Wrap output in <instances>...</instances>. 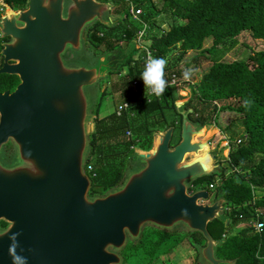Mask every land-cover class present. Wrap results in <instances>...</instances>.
Instances as JSON below:
<instances>
[{"label":"water","instance_id":"1","mask_svg":"<svg viewBox=\"0 0 264 264\" xmlns=\"http://www.w3.org/2000/svg\"><path fill=\"white\" fill-rule=\"evenodd\" d=\"M26 1V8L8 7L0 16V36L10 38L1 45L0 73L20 80L13 93L0 94V140L16 147L10 165H0V213L7 205L20 208L19 226L15 217L0 231V264H124L121 252L145 227L197 233L205 240L197 247L199 264H236L217 256L224 238L207 229L216 220L230 224L222 191L212 203L205 188L190 193L196 180L220 177L223 168L215 155L201 154L209 142L195 138L206 126L190 119L186 103L174 107L181 119L175 145L174 126L155 133L149 152L131 156L120 184L89 195L96 86L109 70L98 66L102 58L90 59L86 33L96 24L113 28L115 4Z\"/></svg>","mask_w":264,"mask_h":264},{"label":"trees","instance_id":"2","mask_svg":"<svg viewBox=\"0 0 264 264\" xmlns=\"http://www.w3.org/2000/svg\"><path fill=\"white\" fill-rule=\"evenodd\" d=\"M100 1L114 2V13L122 18L120 23L124 28L118 37H114L111 32L116 28L96 24L88 29L86 40L96 52L118 51L121 57L128 51L127 58L122 62L128 66L127 72L122 75L121 68L118 69L115 74L121 75V79L110 83V92L119 94L121 104H126L127 108L119 115L117 109L102 117L97 115L93 123L86 164L92 166V171L88 172L85 168L92 181L90 196L103 195L120 184L128 159L136 148L150 150L154 133L174 126L172 143H176L181 126L175 104L172 102L168 106L162 101V96H149L140 79L144 51L135 42L140 25L138 22L136 25L130 23L128 1L135 8L145 9L148 0ZM3 3L13 10L27 5L26 0H3ZM161 13L169 21L166 31L161 30L162 23L150 19L148 13L140 17L149 24L144 37L145 47L154 58L164 57L167 60L164 69L166 89H170L173 76L180 88L193 87L186 108L192 109L190 119L199 124L217 125L219 115L226 111L239 115L238 124L231 123L224 129L229 141L227 163L233 171L229 176L223 171L216 187L227 200L225 216L230 224L225 228L222 222L216 220L207 228L214 239L224 237L217 256L236 260V264H264V50L230 63L213 60L195 85L190 79H183L182 73L191 65L199 67L201 61L206 60L204 53L193 57L185 66L180 65L188 51L215 54L218 48H232L241 34L264 41V0H162ZM209 38L212 39V46L204 50V42ZM134 55L138 57L134 59ZM106 94L105 90H101L100 98ZM245 100L251 101V104L245 106ZM204 179L207 185L215 186V177L198 179L192 185L196 187ZM210 192L214 194V191ZM255 192L262 193V196L256 198ZM249 220L262 222V231L256 233L252 227L237 233L228 232L231 227ZM222 232H225L224 236ZM194 234L197 233H168L145 227L140 240L137 243L128 241L121 252L124 264L138 254L143 258L153 256L159 245L169 250L185 236L191 235L189 241L195 245L192 240Z\"/></svg>","mask_w":264,"mask_h":264},{"label":"rangeland","instance_id":"3","mask_svg":"<svg viewBox=\"0 0 264 264\" xmlns=\"http://www.w3.org/2000/svg\"><path fill=\"white\" fill-rule=\"evenodd\" d=\"M121 1V0H120ZM116 8V7H114ZM162 8V0H148L147 2V8H143V13H148L150 16V19H155L162 23L161 30L166 31L169 27V21L166 19V17L161 13ZM8 10V7L6 6V10L2 12V14H5ZM114 16V15H112ZM120 21L121 17H112V20L115 21L117 24L114 26L116 28L111 34L114 37H118L122 29L124 28L122 24H118V20ZM130 23H135L133 21L132 17H130ZM128 25V23H127ZM126 25V26H127ZM101 28V27H100ZM103 30V28H101ZM104 32H109L107 30H103ZM134 44L131 43V46ZM135 46V45H134ZM212 46V39L209 38L204 42L203 49L208 50ZM89 51L92 52L93 57H97L98 52L94 51L92 47L88 46ZM264 50V41L262 40H255L252 39L248 34H241L239 37H237L235 44L232 48H218L216 49V53H205L201 51H188L183 60L181 61L180 65L181 67L185 66L186 63H189L193 57L196 56H202L201 53H204L203 56L206 57V60H202L200 63V66L195 68L194 66H190L189 68L193 69L190 82L192 84H197L200 80V77L202 73L209 68L211 65V62L213 60H219L221 62L230 63L234 60H243L248 55H254L260 51ZM128 51L123 53V56H121V61L123 62L127 58ZM138 55H134L133 58H137ZM89 59V61H90ZM202 59V57H200ZM88 61V62H89ZM128 70V66H124L122 68V75H124ZM121 79V75L117 74H109L107 81H100L96 86V92H97V99L100 101V87H98L101 83H103V89L106 91V95L101 99L100 105L98 107L97 115L99 117L105 116L109 113H111L113 110L117 109L119 104H121L119 94L111 93V86L110 83L118 82V80ZM193 87H185L180 88V86L177 84L175 86L170 87L169 90L166 89L165 93L162 95V101L166 103V105L170 106L173 102L175 105L177 104H184L187 102L189 97L191 96V91ZM178 116V115H177ZM239 115H237L234 112H223L219 115V118L217 120V125L212 126H206V129L202 135L196 136V141H208V146L201 152V154L210 152L212 155H215V162L214 163H220L223 171L226 173V176L231 175L233 169L229 166L227 163L228 160V154H229V141L228 136L226 135L224 129L230 126L231 123H237ZM155 133L153 135V141H152V147L155 143ZM172 143V142H171ZM174 144V143H172ZM151 147V148H152ZM150 148V150H151ZM143 151L138 148L135 149L136 152H149ZM131 157L128 159L125 170L128 168V164L130 163ZM192 159V156H189L186 161H189ZM124 170V171H125ZM215 186L211 190L214 191V195L210 197V201L216 197V194L219 192L217 190L218 186V177L215 176ZM207 187V184H205V188ZM216 189V192H215ZM216 193V194H215ZM262 196V193L255 192V197L260 198ZM260 213V211H259ZM254 227V221L249 220L244 223L237 224L235 227H231L229 229V233H237L243 228H252ZM186 233L184 230L177 229L173 232L169 233ZM188 234V233H186ZM222 235H225V232H222ZM191 235L185 236L182 238L183 240H180L178 244H176L171 249L167 250L162 245H159L157 247V250L155 254L151 257L147 256L143 258L140 254L132 256L127 263L125 264H199L198 262V251L197 247L202 246L205 244V240L198 234H194L192 240L195 241V245H192L189 241ZM149 261V262H148ZM148 262V263H147Z\"/></svg>","mask_w":264,"mask_h":264},{"label":"flooded vegetation","instance_id":"4","mask_svg":"<svg viewBox=\"0 0 264 264\" xmlns=\"http://www.w3.org/2000/svg\"><path fill=\"white\" fill-rule=\"evenodd\" d=\"M106 2H108V1H106ZM26 7H27V5H26ZM114 10H115V8L111 11V16L114 15L112 17L118 18L119 16H117L114 13ZM120 22H121V20L120 21L118 20V24H121ZM115 24H117V23L115 22ZM9 41H10V38L0 36V51H1V45L4 43H7ZM71 57H72V55L68 54L67 58L71 59ZM97 57L102 58V59H99L98 66H100V65L107 66L108 70H109V74H115L117 72V70L120 68L122 71V68L125 66V65H123V63L121 61L120 53L118 51L98 52ZM82 59L88 61V58H82ZM12 63H13L12 61H9L7 63V65H11ZM3 65H4V58L0 54V69L3 67ZM19 83H20V80L17 76L10 75L7 73H0V94H2V93H8V94L13 93L15 91L16 87L19 85ZM98 87L101 88L99 91L104 90L103 89L104 88L103 83H101ZM176 143H174L173 145H175ZM15 152H16V147H15L14 142L11 139H8L5 142H2L0 140V165L3 164L4 166H2V167L9 166L10 163L13 161V156H14ZM205 184H207V181L204 179V180L199 181L197 183V187L205 188ZM213 188H214V185L209 184V185H207V187L205 189H207L210 192V190H212ZM211 195L213 196L214 194L211 193ZM214 200H215V197L209 203H212ZM18 205H10V206L7 205L2 209L4 212L0 213V231L1 232L6 231L12 225L13 219L15 217L17 218V224L19 226V224H20V222H19L20 208ZM222 238H224V237H222Z\"/></svg>","mask_w":264,"mask_h":264},{"label":"clouds","instance_id":"5","mask_svg":"<svg viewBox=\"0 0 264 264\" xmlns=\"http://www.w3.org/2000/svg\"><path fill=\"white\" fill-rule=\"evenodd\" d=\"M166 65L167 60L164 57L154 58L151 54L147 57L140 79L143 81L144 90H147L151 95L160 97L166 91L167 81L164 78ZM192 72L193 69L186 68L182 73L183 79H190ZM244 104L248 106L251 101L245 100Z\"/></svg>","mask_w":264,"mask_h":264},{"label":"built area","instance_id":"6","mask_svg":"<svg viewBox=\"0 0 264 264\" xmlns=\"http://www.w3.org/2000/svg\"><path fill=\"white\" fill-rule=\"evenodd\" d=\"M124 1L127 2V0H124ZM5 10H6V6L3 5V0H0V13L2 14V12H4ZM128 10H129L130 17H132L133 21L138 22V24L140 25L139 26V30L136 33V40H135V42L142 49V51H144L143 64H145L146 59L149 56V54H151V56H152L151 51L148 50L147 47H145V43H144V37L146 36L147 31L149 30V24H148V22L143 21L141 19V17H140L143 14L142 8H135L128 1ZM176 80L177 79L175 78V76H173L171 82L169 83V87H172V86L177 85V81ZM149 96H154V95H151L149 93ZM126 108H127V105L126 104H120L117 107V114L119 115ZM85 168H87L86 170L88 172H91L92 171V166L91 165H88ZM196 189H203V187H197V186L194 187V186H192L191 189H190V193H192ZM253 229H254V232L260 233L262 231V229H263V223L260 222V221L254 222Z\"/></svg>","mask_w":264,"mask_h":264}]
</instances>
